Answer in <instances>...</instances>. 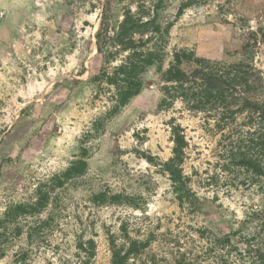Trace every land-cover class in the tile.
<instances>
[{"label":"rangeland","instance_id":"obj_1","mask_svg":"<svg viewBox=\"0 0 264 264\" xmlns=\"http://www.w3.org/2000/svg\"><path fill=\"white\" fill-rule=\"evenodd\" d=\"M105 8L110 26L126 11L156 17L161 38L134 37L153 36L163 70L183 49L228 67L255 31L264 78V0H0V264H83L89 240L88 264H112L111 235L142 243L128 264H264L257 119L235 104L216 126L221 109H191L158 63L114 107L113 88L90 78ZM172 124L186 136V188L163 167Z\"/></svg>","mask_w":264,"mask_h":264},{"label":"trees","instance_id":"obj_2","mask_svg":"<svg viewBox=\"0 0 264 264\" xmlns=\"http://www.w3.org/2000/svg\"><path fill=\"white\" fill-rule=\"evenodd\" d=\"M106 10L107 8L103 9L100 28L95 35L97 56L94 61H97L98 65L94 67V72L90 73V78L98 84L105 82L113 88L114 107L125 105L138 94L144 84L143 74L148 67L158 63L159 78L174 83L171 85L172 88L179 90V96L186 100L191 109H221L216 126L222 129L229 126V116L235 112L232 109L235 104H241L238 105L239 108H249L250 116L258 121L256 129L251 133L257 136L251 138V141H256L255 144L261 147L264 155V97H255L264 90V78L256 73L252 62L254 57L252 46L255 45L250 43L252 37L254 43L257 42L255 31L248 29L244 32L248 34V39L243 43L242 50L247 55L228 67H216L183 49L173 53L169 67L163 70L160 64L161 47L155 43L149 45L153 36L146 39L134 37L135 34L144 35L151 32L152 35L161 38L163 32L161 26L155 23L156 17L144 21L142 16L126 11L120 21L110 26ZM118 59L119 63L112 65ZM191 63H195L194 66L185 67ZM171 137L174 142L173 155L163 167L174 184L186 188L187 177L182 162L187 141L183 128L178 124H172ZM255 162L253 159L249 161L250 165L264 176V163L258 162L255 165ZM187 190L190 192V189ZM110 245L112 264H128L131 255L142 247V243L137 241L128 240L127 243L119 244L114 235L110 237ZM79 249L84 253L83 264H88L95 255L94 241L81 243Z\"/></svg>","mask_w":264,"mask_h":264}]
</instances>
